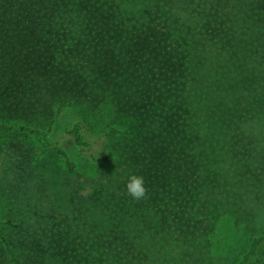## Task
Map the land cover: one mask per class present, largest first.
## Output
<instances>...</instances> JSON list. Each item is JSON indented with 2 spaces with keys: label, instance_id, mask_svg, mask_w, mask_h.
I'll return each mask as SVG.
<instances>
[{
  "label": "trees",
  "instance_id": "obj_1",
  "mask_svg": "<svg viewBox=\"0 0 264 264\" xmlns=\"http://www.w3.org/2000/svg\"><path fill=\"white\" fill-rule=\"evenodd\" d=\"M166 3L0 0V137L29 136L38 143L37 162L54 152L72 172L78 164L65 148L69 140L91 163L124 173L97 180L90 206L77 214L51 210L50 221L27 227L23 219H0V264H144L158 240L188 250L217 227L219 113H199L189 37L170 23ZM257 5L264 13V0ZM104 101L116 124L95 136L79 117L54 137L64 110ZM224 116L232 121L230 110ZM118 124L130 134L107 146L123 136ZM233 129L223 136L233 137ZM16 158L26 171L31 158ZM132 174L144 178L143 199L127 193ZM238 264H264V234L251 239Z\"/></svg>",
  "mask_w": 264,
  "mask_h": 264
},
{
  "label": "rangeland",
  "instance_id": "obj_2",
  "mask_svg": "<svg viewBox=\"0 0 264 264\" xmlns=\"http://www.w3.org/2000/svg\"><path fill=\"white\" fill-rule=\"evenodd\" d=\"M257 1L166 0L170 23L189 37L187 59L199 113H219L222 134L213 161L218 218L217 227L203 237L208 243L186 250L175 241L158 240L144 264H238L251 239L264 234V13ZM228 110L232 121L224 116ZM113 111L107 101L69 107L55 118L54 137L79 117L100 135L116 124ZM228 125L235 135L226 138ZM119 127L123 136L106 141L107 146L130 134L126 125ZM64 142L78 164L72 172L54 152L37 162L38 143L29 136L0 137L1 220L12 216L25 220L27 227L50 221L51 210L57 216L63 211L77 214L81 204L90 206L86 196L95 191L97 180L106 181L111 174L124 178L121 166L93 164L71 141ZM18 143L22 154L15 150ZM23 155L31 158L26 171L17 166L16 157Z\"/></svg>",
  "mask_w": 264,
  "mask_h": 264
},
{
  "label": "clouds",
  "instance_id": "obj_3",
  "mask_svg": "<svg viewBox=\"0 0 264 264\" xmlns=\"http://www.w3.org/2000/svg\"><path fill=\"white\" fill-rule=\"evenodd\" d=\"M127 193L136 200L143 199L147 196V188L143 176L132 174L126 184Z\"/></svg>",
  "mask_w": 264,
  "mask_h": 264
}]
</instances>
